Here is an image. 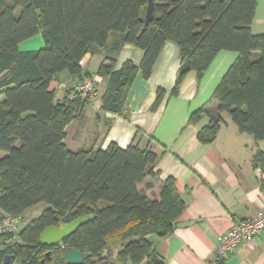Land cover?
<instances>
[{
	"label": "trees",
	"instance_id": "16d2710c",
	"mask_svg": "<svg viewBox=\"0 0 264 264\" xmlns=\"http://www.w3.org/2000/svg\"><path fill=\"white\" fill-rule=\"evenodd\" d=\"M257 1L155 0L146 25L148 0H0V218L48 205L19 230L21 241L0 233V264L7 255L9 264H67L69 248L87 255L83 264H164L150 236L170 235L186 208L175 180L163 184L159 198L140 191L157 156L134 143L70 151L66 126L89 100L59 101L51 83L62 71L80 78L84 55L105 47L112 35L144 51L146 78L168 41L199 79L219 51H236L215 92L216 107L193 112L190 122L211 116L199 133L202 143L216 139L226 113L241 133L264 139V34L251 30ZM39 33L42 48L19 49ZM106 60L98 70L108 77L104 109L121 113L139 69L127 61L115 70V59ZM186 74L178 73L174 95ZM161 97L160 91L152 109ZM87 214L95 218L61 243L39 244L46 227Z\"/></svg>",
	"mask_w": 264,
	"mask_h": 264
},
{
	"label": "crops",
	"instance_id": "0c3cea01",
	"mask_svg": "<svg viewBox=\"0 0 264 264\" xmlns=\"http://www.w3.org/2000/svg\"><path fill=\"white\" fill-rule=\"evenodd\" d=\"M251 30L264 34V0L257 1ZM43 46L39 33L18 47L30 51ZM144 54L112 35L105 47L84 55L80 78L68 71L56 75L51 89L59 101H67L71 88L85 78L94 80L98 87L96 98L89 100L66 126L64 143L72 152H93L112 143L123 148L134 143L152 150L157 156L153 173L138 189L159 198L163 184L173 178L186 203L170 235L150 236L159 259L164 264H218L215 254L227 230L264 210V139L241 133L230 116L223 114L216 139L202 143L199 133L209 125L211 116L206 113L196 122H190V118L203 107H216L215 92L239 53L219 51L201 79L191 69L177 95L173 90L183 64L178 46L171 41L165 43L148 78L140 69ZM107 58L115 59V70L127 61L139 69L121 113L104 109L102 97L108 77L98 75V70ZM160 91L161 100L152 109ZM40 205L29 208L22 219ZM223 264H264V231L252 242L239 243Z\"/></svg>",
	"mask_w": 264,
	"mask_h": 264
},
{
	"label": "built area",
	"instance_id": "2783aa9c",
	"mask_svg": "<svg viewBox=\"0 0 264 264\" xmlns=\"http://www.w3.org/2000/svg\"><path fill=\"white\" fill-rule=\"evenodd\" d=\"M97 93L98 87L94 80L85 78L71 88L68 100H73L77 97L83 100H93L96 98ZM21 222V215L4 213L0 218V233H10L13 235L14 241H21L19 236ZM263 231L264 210H260L255 217L241 220L227 230L217 248L216 260L225 259L236 250L239 243L242 241L252 242Z\"/></svg>",
	"mask_w": 264,
	"mask_h": 264
},
{
	"label": "water",
	"instance_id": "95a60500",
	"mask_svg": "<svg viewBox=\"0 0 264 264\" xmlns=\"http://www.w3.org/2000/svg\"><path fill=\"white\" fill-rule=\"evenodd\" d=\"M155 0H148L147 12L145 16V23L148 25L153 19ZM191 70L190 61H186L181 65L180 73H187ZM95 218L93 214H87L80 216L70 222H62L58 225H50L39 236V244L53 247L61 243L65 238L73 235L81 226L90 222ZM51 251L46 253V256H50ZM65 257L67 264H83L87 255L77 249H66ZM10 255L5 257V264H9Z\"/></svg>",
	"mask_w": 264,
	"mask_h": 264
},
{
	"label": "rangeland",
	"instance_id": "374dc122",
	"mask_svg": "<svg viewBox=\"0 0 264 264\" xmlns=\"http://www.w3.org/2000/svg\"><path fill=\"white\" fill-rule=\"evenodd\" d=\"M225 116L229 118V115L226 113ZM41 205L31 211L27 216H23L22 222L20 224V230L24 229L33 219L37 218L43 211L44 208L48 207L47 203H40ZM14 264H21L19 260H17Z\"/></svg>",
	"mask_w": 264,
	"mask_h": 264
}]
</instances>
